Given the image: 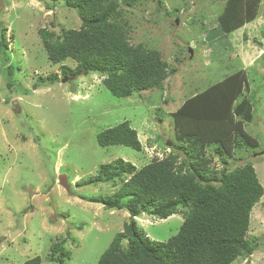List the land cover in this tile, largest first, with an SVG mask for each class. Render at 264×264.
<instances>
[{
  "label": "rangeland",
  "instance_id": "rangeland-1",
  "mask_svg": "<svg viewBox=\"0 0 264 264\" xmlns=\"http://www.w3.org/2000/svg\"><path fill=\"white\" fill-rule=\"evenodd\" d=\"M225 5V0H142L123 6L130 44L158 51L178 72L161 89L118 98L104 86L105 76L63 79L62 66L75 68L76 62L55 65L48 59L39 30L60 35L78 29L75 9L63 0H0V35L8 42L7 49L0 46V264L36 256L42 264H57L49 258L53 244L63 240L70 253L65 264H98L130 214L88 201L114 195L120 182L117 187L85 182L103 164L123 159L141 169L174 152L169 140L176 141L175 112L185 99L241 69L247 70L248 90L239 100L245 94L256 101L254 120L245 128L261 142L256 150L227 159L230 169L253 162L264 187V0L257 4L256 19L232 34L218 23ZM52 74L61 81L37 86ZM124 121L137 130L142 151L98 144L99 133ZM210 167L223 170L220 155ZM136 220L151 239L164 242L178 233L183 216ZM247 238L260 240L256 252L233 264H264V196L251 212Z\"/></svg>",
  "mask_w": 264,
  "mask_h": 264
},
{
  "label": "trees",
  "instance_id": "trees-1",
  "mask_svg": "<svg viewBox=\"0 0 264 264\" xmlns=\"http://www.w3.org/2000/svg\"><path fill=\"white\" fill-rule=\"evenodd\" d=\"M63 1L78 12L80 27L60 35L46 28L39 30L51 63L76 62L75 68L62 66L63 79L101 74L104 86L114 96L128 98L137 92L161 89L164 81L178 72L158 51L130 44L122 9L142 0ZM225 1L218 17L223 33L232 34L256 19L259 0ZM0 46L8 48L4 32ZM13 72L10 66V78ZM60 81L58 74H52L39 80L37 86ZM13 86L12 82L8 85L10 90ZM246 89L248 73L241 69L188 97L175 112L176 141L169 140L174 152L141 169L123 159L103 164L97 175L85 182L113 187L120 182L114 195L88 201L130 214V222L114 236L98 264H233L256 252L260 240H249L247 234L251 212L264 196V187L250 160L234 169L228 164L232 154L256 150L261 142L245 128L254 120L256 104L245 94L239 100ZM97 140L101 147L120 145L142 151L138 132L129 121L99 133ZM213 146L214 153L208 159L206 152ZM215 155L221 156V172L210 167ZM176 214L183 216L182 224L178 233L164 242L151 239L136 220L142 215L166 220ZM66 258L70 253L65 240L54 243L49 261L65 264ZM22 264H42V259L36 256Z\"/></svg>",
  "mask_w": 264,
  "mask_h": 264
},
{
  "label": "water",
  "instance_id": "water-1",
  "mask_svg": "<svg viewBox=\"0 0 264 264\" xmlns=\"http://www.w3.org/2000/svg\"><path fill=\"white\" fill-rule=\"evenodd\" d=\"M190 52L192 53V50H190ZM169 145H171V144L169 143ZM60 182L63 184V186L67 187L66 182H64V180L62 178H61Z\"/></svg>",
  "mask_w": 264,
  "mask_h": 264
}]
</instances>
